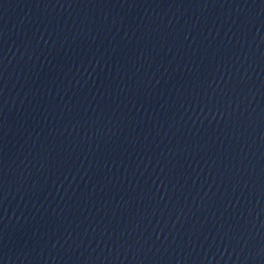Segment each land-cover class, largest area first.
Wrapping results in <instances>:
<instances>
[{
  "label": "water",
  "instance_id": "1",
  "mask_svg": "<svg viewBox=\"0 0 264 264\" xmlns=\"http://www.w3.org/2000/svg\"><path fill=\"white\" fill-rule=\"evenodd\" d=\"M0 264H264V0H0Z\"/></svg>",
  "mask_w": 264,
  "mask_h": 264
}]
</instances>
